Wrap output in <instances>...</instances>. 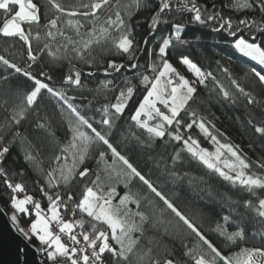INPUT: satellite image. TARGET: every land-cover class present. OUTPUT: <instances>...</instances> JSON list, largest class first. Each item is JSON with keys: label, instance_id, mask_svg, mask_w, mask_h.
<instances>
[{"label": "snow or ice", "instance_id": "6c2138e0", "mask_svg": "<svg viewBox=\"0 0 264 264\" xmlns=\"http://www.w3.org/2000/svg\"><path fill=\"white\" fill-rule=\"evenodd\" d=\"M150 3L152 0H0V37L22 41L30 61L22 67L0 54V68L11 70L0 79L8 81L19 74L30 82L26 91L0 97L4 113L0 119V178L11 191V220L25 239L38 242V251L49 264H264V246H249L246 229L240 224L229 230L231 216L225 215L223 222L209 228L226 245L221 248L206 235L199 209L182 208L165 195L116 142L119 130L121 142L143 149L172 146V168L163 155L159 159L149 156L157 168L163 162V172L170 178H184L174 166L187 159L255 197V201L243 200V207L258 225L254 234L264 241V195L257 191H264V156L252 160L209 119L214 115L210 110L203 115L199 106L193 107L200 88L231 105L243 98L246 108L259 110L248 112L247 123L264 138V98L258 99L254 90L219 62L213 70L181 54L177 62L191 74L193 79H189L169 59L176 43L189 44L182 35L189 25L225 32L233 38L235 52L258 66L251 67L246 76L254 77L255 88L264 93V0H221L220 4L216 0H155L149 36L162 24L170 26L169 34L153 37L155 47L145 49L150 59L141 66L136 61L141 42L136 40L132 21ZM224 9L242 13V18L234 23ZM249 10L256 15H247ZM173 11L189 15L165 19ZM245 30L251 38L242 34ZM143 43H149L147 37ZM45 55L48 70L41 67L35 72L33 66ZM116 57L125 62H117ZM65 65L62 79L54 83L49 72ZM81 65L102 68L106 78L95 89H88ZM125 69L132 70V77L117 82L112 73ZM93 75L87 72L88 77ZM141 88L142 98L122 127L117 122L125 117ZM45 93L54 101L51 114L41 108ZM30 115L34 130L44 133L43 143L33 142L21 130ZM57 116L64 128L62 136L53 123ZM16 145L38 174V191L46 199V207L26 193L23 183H14L3 167L6 154ZM91 163L94 168L87 166ZM77 181L81 183L77 185ZM200 181L205 183L203 177ZM134 182L142 190L133 192ZM119 185H123V194ZM19 217L29 218L27 228L20 226ZM177 242L183 249L181 259L175 252Z\"/></svg>", "mask_w": 264, "mask_h": 264}, {"label": "trees", "instance_id": "16d2710c", "mask_svg": "<svg viewBox=\"0 0 264 264\" xmlns=\"http://www.w3.org/2000/svg\"><path fill=\"white\" fill-rule=\"evenodd\" d=\"M216 2L217 4H220L221 0H216ZM41 3H43V0H41ZM153 11H155V0H152V3L148 5L147 9L139 11L133 17L132 21L133 32L136 40L141 42L140 51H138L136 56V61L141 66L145 64L146 59H150L148 56V51L145 49L150 50L155 47L156 41L153 39V37L159 38L163 35L169 34L168 29L170 26L168 24H162L159 26L158 31H154L153 35L149 36V22ZM224 14L231 15L234 23L238 18H242V13L230 12L229 9H224ZM188 15V13L180 14L173 11L168 16H166L165 19L172 20L173 17L176 19H181L182 16ZM247 15L255 16L256 13L252 10H249ZM242 34L247 38H251V35L247 32V30H245ZM182 35L189 41V44L181 45L176 43L175 47L170 49L169 59L173 64L178 63L177 61L181 54L189 55L194 62H197L204 68H211L213 70H216L217 62H219L221 66L228 67L233 76L238 79L241 84H243L246 88L254 90V93L257 94L258 99L264 98V93H261V90L255 88L254 86V77H251L250 75L246 76V74L250 72V68L256 65H254V62L247 60L235 52L231 46V40L233 38L228 36L227 33H218L207 27H202L199 25H189ZM145 37L148 38V44L143 43ZM4 39L11 40L16 38L0 37V40ZM19 47L21 58H15L12 60L18 63L20 66L26 67V63L30 61H27L25 47L23 46L22 41H20ZM48 59L49 58L46 55L43 56L41 63L38 66L34 65L33 70L38 72L39 68L41 67L45 68V70H48ZM116 59L117 62H125L119 57H116ZM66 67L67 66L65 65L64 68H57L56 71L49 72V74L54 78V83L58 84V82L62 79L66 71ZM81 67L85 72L84 79L88 89H95L98 81L104 80L106 78L102 68H89L85 65H81ZM142 70L143 67H141V71ZM9 71L11 70L5 71L3 68H0V76H7ZM89 71L94 73L92 77L87 76V72ZM132 75V70L128 69L122 70L119 74L112 73V76L116 77L117 82H119L125 76L131 78ZM217 75L221 80H224L225 83H227L225 77L222 74L218 72ZM112 76L107 78L110 79ZM29 87L30 82L25 77L19 74H13L9 77L8 81L0 79V97H4L5 95L11 97L12 92L19 91L22 93ZM209 87L211 88V85H209ZM108 95L111 97L112 94L109 93ZM142 95L143 88L137 92L133 101L130 102V107L126 111L125 117L117 122L119 125L122 127L126 125L128 116L131 115V112L134 110L137 101L142 98ZM100 100L103 102L102 96L100 97ZM200 100L203 101V104H200ZM9 102L11 103V99ZM40 103L42 109L46 108L49 114L52 113L54 101L47 93L44 94V97ZM244 104L245 102L243 101V98H241V101L238 105H231L228 102H220L217 100L215 93L210 95L206 89L200 88V98L197 104L193 105V107L199 106L201 109V114L203 115H209L210 110V112L214 115L209 116V119H213L219 129L225 132L234 143L241 145L244 152H246L252 160H256L259 157L264 156V138L260 137L259 134L254 133L251 125L247 123V120L249 111L258 113L259 110L255 108V106L246 108ZM3 116L4 113L0 111V119H2ZM97 119H99V115H97ZM32 120L33 116L30 115L29 121L24 122L21 130L26 136H28L29 139L33 140V142L38 144L43 143L44 133L34 130L32 123H30ZM53 123L58 129L57 134L62 136L64 134V128L60 126V120L58 116L54 119ZM116 142L119 144L120 150L127 154L131 160L157 184V186L162 192H164L165 195L169 196L171 199H174L176 203L182 208L188 209L195 206L199 209L205 218L204 230L206 235L217 246L221 248L226 247L222 239L215 233L209 231V228L210 225L214 224L215 222H223L222 217L225 215L232 217V223L229 225V230H234L237 224H240L246 229L249 246H264V241H261L260 238L254 234L258 228V225L255 223V219L253 218L251 212L243 207V200L251 198L255 201V197H251L249 193L239 188H233L232 186L228 185L227 182H224L220 178L207 173V170L202 168V166L196 162H190L187 159L184 162H177L174 166L184 178L175 180L170 178L163 172V162L161 167L157 168L154 161L149 159V156L151 155L159 159L161 155H163L164 161L167 163L169 168H172L173 163L170 159L171 155L173 154L172 146H168L166 150L162 146H157L154 151L143 149L135 144L121 142L119 139V130H117ZM202 143L206 147L209 146L207 142L202 141ZM43 155L44 157L49 155L47 149L44 150ZM43 166L44 168L48 167L47 159H44ZM87 166L94 168L95 164L91 163ZM3 167L9 172V175L12 177L14 183H23L25 185L27 194L35 195L36 199L41 200L43 206H47L46 199H42V196L38 191L39 185L36 182L38 174L37 172L33 171L29 163L25 161L19 145L10 148V152L6 154L3 160ZM21 172L22 174H18ZM185 173L187 174L186 176L184 175ZM201 177L204 178L205 183H201ZM190 180L195 181V184L190 185ZM79 183L81 182L77 181V185H79ZM199 188H205V191H199ZM137 190H142V186L139 182H134L132 185V191L135 192ZM77 191H79L78 187ZM118 191L123 194V185L118 186ZM257 191L259 195H264V191ZM10 195L11 191L3 183V178H0V206L7 214L10 222L13 223L11 220L12 211L9 205ZM20 195L22 197L23 194ZM228 196H231L232 199L229 200L227 198ZM233 201H239L240 203H233ZM19 219L21 227L22 225L28 224L30 222L28 217H19ZM15 227L17 228L16 225ZM29 242L35 245L37 249L39 248V244L35 239H32ZM182 251L183 249L180 247L179 242H177L175 244V252L178 259L182 258ZM38 253L40 259L44 263L49 264V262L44 259L39 251Z\"/></svg>", "mask_w": 264, "mask_h": 264}, {"label": "water", "instance_id": "95a60500", "mask_svg": "<svg viewBox=\"0 0 264 264\" xmlns=\"http://www.w3.org/2000/svg\"><path fill=\"white\" fill-rule=\"evenodd\" d=\"M0 264H46L35 245L23 237L0 206Z\"/></svg>", "mask_w": 264, "mask_h": 264}, {"label": "rangeland", "instance_id": "374dc122", "mask_svg": "<svg viewBox=\"0 0 264 264\" xmlns=\"http://www.w3.org/2000/svg\"><path fill=\"white\" fill-rule=\"evenodd\" d=\"M20 46V41L18 39H4V40H0V54L5 55L7 58L9 59H20L21 55H20V50L19 47ZM183 74H185L186 76H188L189 79H193V77L191 76L190 73H188L186 71L185 68L181 67L178 63L174 64ZM29 225L28 224H24L22 225V227L27 228Z\"/></svg>", "mask_w": 264, "mask_h": 264}]
</instances>
